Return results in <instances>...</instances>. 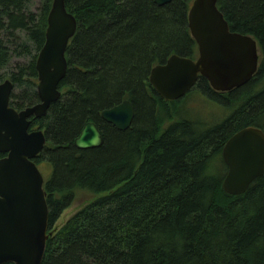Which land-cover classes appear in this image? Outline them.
<instances>
[{
    "label": "trees",
    "instance_id": "trees-1",
    "mask_svg": "<svg viewBox=\"0 0 264 264\" xmlns=\"http://www.w3.org/2000/svg\"><path fill=\"white\" fill-rule=\"evenodd\" d=\"M30 1L0 0V33L15 47L0 37V71L13 55L29 58L0 76L14 86L10 106L17 111L38 103L35 65L54 0H40L37 14L27 12ZM192 2L65 0L77 31L66 52L62 96L30 125L47 139L34 162L53 168L44 186L53 235L42 264H264V175L243 195L230 196L222 188L221 158L241 130L264 133V0L217 2L230 31L257 42L259 64L253 79L230 93L198 79L193 90L232 113L214 126L176 120L181 101L165 103L149 84L150 71L172 55L197 58L188 28ZM125 100L134 119L119 132L100 114ZM88 123L104 143L81 151L74 141ZM77 191L94 197L56 230Z\"/></svg>",
    "mask_w": 264,
    "mask_h": 264
},
{
    "label": "water",
    "instance_id": "water-1",
    "mask_svg": "<svg viewBox=\"0 0 264 264\" xmlns=\"http://www.w3.org/2000/svg\"><path fill=\"white\" fill-rule=\"evenodd\" d=\"M173 0H155L158 7ZM218 0H193L188 12L190 36L197 46L196 59L172 55L150 71L149 84L165 103L181 101L199 78L216 93H230L247 85L259 64L257 42L233 33L217 7ZM77 31L76 19L67 12L65 0H54L47 19L45 43L36 60L38 103L17 111L10 106L14 86L0 84V264H42L49 232V208L45 180L34 160L47 145L42 130H30L31 119L47 115L62 96L60 84L67 70L66 52ZM101 119L119 132L130 129L132 104L104 110ZM102 134L86 124L74 141L78 150L100 148ZM227 173L222 182L230 196L243 195L264 175V133L256 128L241 130L223 147Z\"/></svg>",
    "mask_w": 264,
    "mask_h": 264
},
{
    "label": "rangeland",
    "instance_id": "rangeland-1",
    "mask_svg": "<svg viewBox=\"0 0 264 264\" xmlns=\"http://www.w3.org/2000/svg\"><path fill=\"white\" fill-rule=\"evenodd\" d=\"M39 8L40 0H31L27 8V12L37 14ZM16 36L19 38V42L27 43L30 46V44L26 40V36L23 33H17ZM0 37L4 38L6 45L10 48V50H15V47L12 44L13 40H8L5 33H0ZM28 61L29 58L27 57H17L16 55H13L8 66L2 71H0V76L4 77L10 75V73L15 72L17 65L26 64L28 63ZM5 80L6 79L0 81V84L3 83ZM174 112L176 120L184 119L190 122L202 123L208 126L217 125L227 119L232 114L228 108L213 103L199 91L195 90L189 92L179 104L174 106ZM166 116L168 115L166 114ZM165 120L166 126H168V117ZM38 169L44 177L45 182L51 179L53 173V168L51 165L42 163L38 165ZM93 197L94 196H91L90 194L84 191L75 192V199L72 205L61 214L54 228L56 230L60 229L88 202H91Z\"/></svg>",
    "mask_w": 264,
    "mask_h": 264
},
{
    "label": "flooded vegetation",
    "instance_id": "flooded-vegetation-1",
    "mask_svg": "<svg viewBox=\"0 0 264 264\" xmlns=\"http://www.w3.org/2000/svg\"><path fill=\"white\" fill-rule=\"evenodd\" d=\"M133 110H134V107H133ZM103 137V136H102ZM222 158V157H221ZM224 163V162H223Z\"/></svg>",
    "mask_w": 264,
    "mask_h": 264
},
{
    "label": "bare ground",
    "instance_id": "bare-ground-1",
    "mask_svg": "<svg viewBox=\"0 0 264 264\" xmlns=\"http://www.w3.org/2000/svg\"><path fill=\"white\" fill-rule=\"evenodd\" d=\"M235 106V105H234Z\"/></svg>",
    "mask_w": 264,
    "mask_h": 264
}]
</instances>
